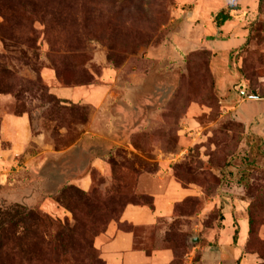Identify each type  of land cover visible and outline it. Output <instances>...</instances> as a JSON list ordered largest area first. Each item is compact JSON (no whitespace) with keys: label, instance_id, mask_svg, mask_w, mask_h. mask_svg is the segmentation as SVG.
<instances>
[{"label":"rangeland","instance_id":"1","mask_svg":"<svg viewBox=\"0 0 264 264\" xmlns=\"http://www.w3.org/2000/svg\"><path fill=\"white\" fill-rule=\"evenodd\" d=\"M7 115L31 136L0 164V264H106L98 239L149 174L191 194L128 226L137 249L264 264V0H0Z\"/></svg>","mask_w":264,"mask_h":264},{"label":"crops","instance_id":"2","mask_svg":"<svg viewBox=\"0 0 264 264\" xmlns=\"http://www.w3.org/2000/svg\"><path fill=\"white\" fill-rule=\"evenodd\" d=\"M235 40L228 39L224 44L225 46L233 44ZM56 94L64 98H72L77 93L72 89H60L56 91ZM25 120L23 116L13 115L3 118L0 132L4 140L8 141V147L0 148V164H9L8 158L12 159L15 154H20L25 150L26 143L31 136L29 130L26 129ZM159 179L150 174L140 178L139 191L152 198V208L145 205L127 204L120 215L121 223L133 227L154 228L164 220L171 219L174 204L191 194L190 189L183 188L173 180L162 179L161 181ZM156 232L158 236H161L164 229L157 228ZM97 246L106 264H155L157 262L166 264L171 259L168 251L148 254L143 248L137 249L135 233L119 229L116 222L108 224L107 229L99 237Z\"/></svg>","mask_w":264,"mask_h":264},{"label":"trees","instance_id":"3","mask_svg":"<svg viewBox=\"0 0 264 264\" xmlns=\"http://www.w3.org/2000/svg\"><path fill=\"white\" fill-rule=\"evenodd\" d=\"M236 8L235 7H231V6H227L226 10H220L219 12H217L215 15H214V22L216 23L217 26H220L222 25L224 22L230 20V18L232 17V11H234ZM131 204H138V203H131ZM138 205H145V206H148L150 208H152V198L150 196L146 197V202L145 203H142V204H138ZM80 206V205H78ZM73 212L77 214L80 213V211L77 212L76 208L72 209ZM120 224V227L122 226V229L124 228V231L128 230V226L129 224L127 225H124V223H119ZM124 225V226H123ZM107 226L106 225L103 229L102 232H104L106 229H107ZM130 231V230H129ZM54 243H55V239H54ZM53 246V245H52Z\"/></svg>","mask_w":264,"mask_h":264}]
</instances>
